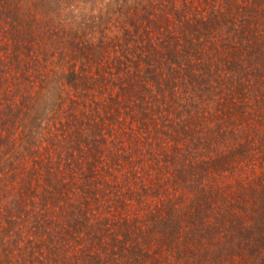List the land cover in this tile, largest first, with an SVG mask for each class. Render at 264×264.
<instances>
[{"label": "rangeland", "instance_id": "1", "mask_svg": "<svg viewBox=\"0 0 264 264\" xmlns=\"http://www.w3.org/2000/svg\"><path fill=\"white\" fill-rule=\"evenodd\" d=\"M16 1L0 88L20 101L12 156L34 158L6 189L28 212L0 222V264H264V54L237 58L253 31L262 47L264 0Z\"/></svg>", "mask_w": 264, "mask_h": 264}, {"label": "trees", "instance_id": "2", "mask_svg": "<svg viewBox=\"0 0 264 264\" xmlns=\"http://www.w3.org/2000/svg\"><path fill=\"white\" fill-rule=\"evenodd\" d=\"M154 2V1H153ZM22 3H20V1H16V0H0V14L2 12H4V14L0 15V17L5 16L6 14H8L13 21L16 22V18H17V12H19L20 8L22 7ZM163 5L162 0L158 1L157 4L153 5V3H151L152 7H161ZM250 7L252 6H246L245 10L247 12V10H250ZM179 9H182L181 6L179 7ZM188 9H189V5H188ZM220 9H217V12L222 16V18L225 16V14L223 13V11H219ZM144 12H145V19L144 21H150L151 23V19L153 18V15H155V9L148 10L146 7H144ZM238 14L239 11L237 10ZM171 13L175 16H180L179 15V10L176 6V2H173V7H172V11ZM206 13H204V16H202L199 21H200V25H202L206 30H210L215 28L218 24H219V16L215 11H211L208 16H206ZM229 13L226 15L228 16ZM165 16V15H163ZM249 22L245 23L244 17H242V21L240 23H236L234 20H232L231 22V26H232V30L236 31V26H246L249 29L250 23L253 24H257L255 21L253 20H247ZM246 21V22H247ZM21 22V21H20ZM15 25V24H14ZM146 25V24H144ZM262 25L264 26V22L262 23ZM147 26V25H146ZM194 26V25H193ZM17 27V25L13 26L11 25V28L9 27H5V26H0V29H2L1 31L5 32L6 30H8L9 32H11L13 34L12 37H10L11 40V45L13 47H15L16 49H19L17 43L19 38L21 39V37L19 35H17L16 33H14V29ZM135 27H138L137 24H135ZM144 28V26L142 27ZM190 30L191 28L188 27ZM20 29V27H19ZM19 29H17V32H19ZM217 29V28H215ZM214 29V30H215ZM241 36V35H240ZM239 36V38H240ZM258 37V33H256L255 31H253L252 36L250 38H248V40H250V42H247L245 44V48H242L245 50L244 52V56L242 57L239 56L237 57L240 60H245L246 62H248L249 64L253 62V60H259V57L261 55L264 54V40L262 39L261 41V46H253V43L257 42V38ZM189 44H191L192 40H188ZM242 42H243V37H242ZM9 42L7 40H3L0 41V65H5L7 66L5 63H7L8 65L12 66V62L13 60H8L6 59V56L4 55L9 49H6V46H8ZM258 51V52H257ZM16 51L13 49L10 53L7 54V56H11V55H15ZM246 55V56H245ZM17 56V54H16ZM10 58V57H7ZM8 60V61H7ZM11 63V64H10ZM40 70V68H39ZM21 78L25 77V76H29L30 72L27 71L26 69H23V72L21 73ZM41 74V71H40ZM193 74H198V73H193ZM7 76H9L10 79V84H15L17 82V76L15 75L14 69H11L10 73H6V75H0V87L1 85L4 83L3 80H5L7 78ZM68 76L69 78L72 77L71 80H73V82L71 83L72 86H74L75 88H79L81 87V83H79V80L83 79V74L81 72H79V69L77 67H73L71 69H69L68 71ZM68 78V77H67ZM192 79H195L193 77H191ZM79 84V85H78ZM210 84V82H209ZM208 84V85H209ZM7 85L4 84V91L3 89L0 88V193L3 196V209L0 210V222L3 224V222L11 224L14 223V216H16L18 218V221H20L21 218V212H24L25 214L28 212L27 210L22 211V206H20V200L24 198L23 193L21 194V196H19V191H16L17 193L12 194L11 196L7 194V190L9 188V186H12L16 184L17 181H15L16 175H14V173L16 172V174L18 175L20 173V171L24 168L22 167L23 164H25L29 159L34 158V153L33 150L31 148L28 149L27 153L23 154L21 157H16L15 159L12 156V148L16 149L15 147V142H16V137L15 134L13 133V130L15 128V126L17 127V112H16V108H18L20 101H18L17 97L19 98V96H17V88L15 89L14 93H10V91H8ZM25 91L26 94L28 95V93H30L29 95H31V91H28V86L26 85ZM24 93V92H23ZM11 94V95H10ZM5 99V102H2L1 99ZM118 99H115L117 103ZM118 104V103H117ZM74 116V117H73ZM73 116H71V120L75 119L76 114L74 113ZM10 127V129H9ZM4 147H6V149H4ZM9 148V149H8ZM11 148V149H10ZM20 159H22L21 162H17ZM16 160V162H15ZM34 160V159H32ZM37 160V158L35 159ZM37 162V161H35ZM8 167V168H7ZM31 168V167H30ZM34 169H32L33 171ZM26 172L28 170H25ZM192 171L188 170V172ZM22 174V173H21ZM19 174V175H21ZM27 174V173H26ZM26 179H24V183H20L18 185H23L25 188L22 190H25V192H27V194H30V187L28 188L25 182ZM8 183V184H7ZM25 194V193H24ZM25 194V195H27ZM18 212V214H17ZM1 235V233H0ZM2 236V235H1ZM1 242L3 244V237L1 238ZM5 250L3 252V255L7 258H9V249H7L6 247H4ZM3 251V250H2ZM106 258L103 256L102 258L99 257V254H92L89 255L87 257V260L92 262V264H102L104 262Z\"/></svg>", "mask_w": 264, "mask_h": 264}]
</instances>
